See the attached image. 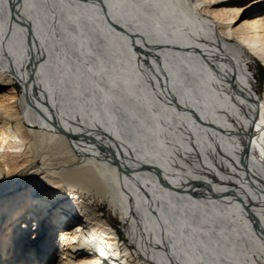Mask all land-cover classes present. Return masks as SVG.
<instances>
[{
    "label": "bare ground",
    "instance_id": "obj_1",
    "mask_svg": "<svg viewBox=\"0 0 264 264\" xmlns=\"http://www.w3.org/2000/svg\"><path fill=\"white\" fill-rule=\"evenodd\" d=\"M250 58L264 0H0V264H264Z\"/></svg>",
    "mask_w": 264,
    "mask_h": 264
},
{
    "label": "rangeland",
    "instance_id": "obj_2",
    "mask_svg": "<svg viewBox=\"0 0 264 264\" xmlns=\"http://www.w3.org/2000/svg\"><path fill=\"white\" fill-rule=\"evenodd\" d=\"M247 54L249 55V53H247ZM249 68L253 72V74L255 76V79H256V82L258 83V85L262 84L264 82V65L261 64L259 61H256L254 63V60L251 59L249 61ZM20 90H21V86L17 82H15L14 80H8L6 78H3V79L0 80V100H8L9 96H14V95L16 96V95H18L20 93ZM24 124H25V126L28 125L27 123H24ZM22 131H23L24 136L30 137V133L27 132L26 128H24V129L22 128ZM23 164H26V163H23ZM35 165H36V167L41 166V161L36 159ZM33 169L34 168L29 169L28 172L25 175L22 176V178L16 184V190L13 191V193L11 192L12 194H9L10 196L13 195L14 193H16L17 196L16 195L15 196L18 197V196L24 194L28 190L29 186H31V184H32V183H30V180H32V179L35 180L34 175H31L32 174L31 171ZM2 180L3 181L5 180V176H3L0 179V181H2ZM79 191L80 190H76L75 192L78 195L80 194V196L82 198H84L86 200L88 199V201L92 200L91 202H94V204L97 205L98 213H100L101 215H103L105 217L108 216V217H110L111 220H113V226L118 231L119 243L120 244L123 243L122 241L125 240V237H124V233H123V231L121 229L120 220H119L118 217H116L115 215L112 214L113 212L110 210L108 204L106 202H98V201H96V199H90L91 198L90 196H88L87 194L85 195V193L82 192V191H80V192ZM19 192H21V193H19ZM32 195L35 196V197H39V193H35L34 192ZM4 197H6V196H4ZM0 198H2L1 194H0ZM107 212H108L109 215L106 216ZM5 218H6L5 216L1 217L0 227L2 225L3 226L7 225V223H5L6 222ZM110 219L107 218L106 221L110 220ZM28 230H26V231H28ZM119 247L122 248V246H120V245H119ZM120 255H121V257H125V255H124V253L122 251L120 252ZM134 257H136V256H134ZM130 260H133V259H130Z\"/></svg>",
    "mask_w": 264,
    "mask_h": 264
}]
</instances>
